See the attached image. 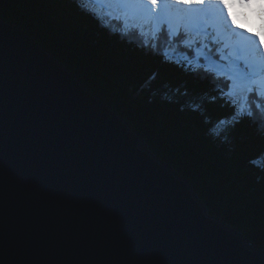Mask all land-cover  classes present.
Listing matches in <instances>:
<instances>
[{
    "label": "water",
    "instance_id": "1",
    "mask_svg": "<svg viewBox=\"0 0 264 264\" xmlns=\"http://www.w3.org/2000/svg\"><path fill=\"white\" fill-rule=\"evenodd\" d=\"M3 264H264L240 224L41 43L0 16Z\"/></svg>",
    "mask_w": 264,
    "mask_h": 264
},
{
    "label": "trees",
    "instance_id": "2",
    "mask_svg": "<svg viewBox=\"0 0 264 264\" xmlns=\"http://www.w3.org/2000/svg\"><path fill=\"white\" fill-rule=\"evenodd\" d=\"M105 13L86 0H0V16L123 116L192 183L210 214L240 224L264 248V117L253 104V117L231 121L235 109L218 98L219 82L167 61L165 40L146 50L143 36L124 35L117 21L119 31L107 27ZM221 119L231 122L213 132Z\"/></svg>",
    "mask_w": 264,
    "mask_h": 264
},
{
    "label": "snow or ice",
    "instance_id": "3",
    "mask_svg": "<svg viewBox=\"0 0 264 264\" xmlns=\"http://www.w3.org/2000/svg\"><path fill=\"white\" fill-rule=\"evenodd\" d=\"M86 2L120 20L125 34L146 37L143 48L156 50L165 40L162 56L167 61L175 60L192 74L202 69L219 82L218 98L235 109L231 121L253 117V104L264 117V0ZM231 121L221 119L212 131Z\"/></svg>",
    "mask_w": 264,
    "mask_h": 264
},
{
    "label": "rangeland",
    "instance_id": "4",
    "mask_svg": "<svg viewBox=\"0 0 264 264\" xmlns=\"http://www.w3.org/2000/svg\"><path fill=\"white\" fill-rule=\"evenodd\" d=\"M236 11H240L239 9H237ZM101 17H103V19H104V21H105V23L106 22H108V26L107 27H109L111 24H114V25H118L117 23H116V20L115 19H113L111 16H109L108 14H103V15H101ZM110 28V27H109ZM124 35H126L125 33H124ZM126 37V36H125ZM146 49V48H145ZM149 48H147L146 50H148Z\"/></svg>",
    "mask_w": 264,
    "mask_h": 264
},
{
    "label": "bare ground",
    "instance_id": "5",
    "mask_svg": "<svg viewBox=\"0 0 264 264\" xmlns=\"http://www.w3.org/2000/svg\"><path fill=\"white\" fill-rule=\"evenodd\" d=\"M93 5H95L97 8L98 7H100V6H98V5H96V4H93ZM91 13V12H90ZM106 14H108L107 13V11H106ZM112 26H113V28H116L118 31H119V25H114V24H111ZM133 34V33H132ZM31 36V35H30ZM126 36H130V37H133L132 35H131V33H128V34H126ZM32 37V36H31ZM125 37V36H124ZM137 38V37H136ZM144 38H146V37H144ZM147 38H148V36H147ZM142 44V43H141Z\"/></svg>",
    "mask_w": 264,
    "mask_h": 264
}]
</instances>
